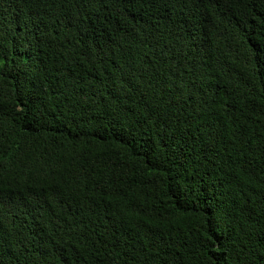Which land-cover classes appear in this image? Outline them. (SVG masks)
<instances>
[{
  "label": "trees",
  "instance_id": "trees-1",
  "mask_svg": "<svg viewBox=\"0 0 264 264\" xmlns=\"http://www.w3.org/2000/svg\"><path fill=\"white\" fill-rule=\"evenodd\" d=\"M0 264H264V0H0Z\"/></svg>",
  "mask_w": 264,
  "mask_h": 264
},
{
  "label": "rangeland",
  "instance_id": "rangeland-1",
  "mask_svg": "<svg viewBox=\"0 0 264 264\" xmlns=\"http://www.w3.org/2000/svg\"><path fill=\"white\" fill-rule=\"evenodd\" d=\"M3 65V57L0 56V67Z\"/></svg>",
  "mask_w": 264,
  "mask_h": 264
}]
</instances>
